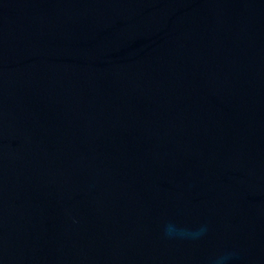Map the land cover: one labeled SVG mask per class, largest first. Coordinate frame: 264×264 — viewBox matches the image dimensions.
<instances>
[{
    "label": "water",
    "instance_id": "water-1",
    "mask_svg": "<svg viewBox=\"0 0 264 264\" xmlns=\"http://www.w3.org/2000/svg\"><path fill=\"white\" fill-rule=\"evenodd\" d=\"M219 255L264 264V0H0V264Z\"/></svg>",
    "mask_w": 264,
    "mask_h": 264
},
{
    "label": "clouds",
    "instance_id": "clouds-1",
    "mask_svg": "<svg viewBox=\"0 0 264 264\" xmlns=\"http://www.w3.org/2000/svg\"><path fill=\"white\" fill-rule=\"evenodd\" d=\"M207 231L206 226H200L196 230L182 229L177 225L168 223L164 227V236L167 238H186V237H200ZM229 258L228 255H219L212 260V264H225Z\"/></svg>",
    "mask_w": 264,
    "mask_h": 264
}]
</instances>
